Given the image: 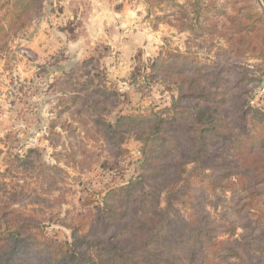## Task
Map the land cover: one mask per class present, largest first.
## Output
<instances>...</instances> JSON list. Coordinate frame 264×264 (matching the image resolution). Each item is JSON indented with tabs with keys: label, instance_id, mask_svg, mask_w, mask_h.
<instances>
[{
	"label": "rangeland",
	"instance_id": "374dc122",
	"mask_svg": "<svg viewBox=\"0 0 264 264\" xmlns=\"http://www.w3.org/2000/svg\"><path fill=\"white\" fill-rule=\"evenodd\" d=\"M14 1L0 0V235L7 232V224L16 226L18 213L27 216L22 226L26 247H33L31 240L49 246V250L44 246L35 250L34 262L25 252L21 264H70L52 242L70 243L76 229L82 234L92 228L88 238L124 235L92 227L101 221L92 220V215L102 207L107 193L142 173L143 145L134 139L133 131L106 127L119 116H135L128 123L134 129L139 123L146 126L154 115L172 119L171 112L160 111L170 108L178 97L173 87L178 71L201 68L191 73L197 79L205 67L216 72V68L243 66L256 78L250 85L249 105L264 111V55L254 56L250 51L260 41L264 51L262 0H248L263 20L262 29L239 34L234 31L238 24L234 8L244 1L151 0L147 4L121 0L126 11L134 14L136 29L123 32L122 40H102L82 57L70 55L64 38L76 28L73 20L66 21L68 14L61 15L68 0H31L32 5L10 27ZM109 2L119 7L120 0ZM37 33L46 36L37 46L44 50H38L35 42L30 45ZM159 56L166 65L158 73L151 72L150 63ZM213 177L192 175L181 183L182 192L176 190L169 200L187 216L193 212V203L220 225L221 208L232 195L210 186ZM165 200L162 193L158 197L161 207ZM235 211L240 208L236 206ZM242 212L226 216L233 231L218 234L219 240L246 235L250 224ZM259 239L263 242L251 243V249L264 243V235ZM102 247L85 253L83 248L79 258L74 249L78 262L74 259L71 264H99ZM234 251L242 254L237 247ZM262 252L249 255L257 256L262 264L264 248ZM249 255L243 262L252 261Z\"/></svg>",
	"mask_w": 264,
	"mask_h": 264
},
{
	"label": "trees",
	"instance_id": "16d2710c",
	"mask_svg": "<svg viewBox=\"0 0 264 264\" xmlns=\"http://www.w3.org/2000/svg\"><path fill=\"white\" fill-rule=\"evenodd\" d=\"M229 1H244L234 8L238 15L235 33L250 32L255 27L262 29L263 20L248 0ZM14 2L10 27L32 5L31 0ZM145 2L148 4L151 0ZM261 38L264 40V34ZM262 45L260 41L250 50L254 56L263 57ZM164 60L160 56L152 60L151 72H160ZM194 69V72H177L180 76L173 87L178 97L171 101L170 108L160 111V114L171 112L172 119L154 115L146 126L139 123L134 129L128 123L135 116H119L114 125L106 127L133 131L134 139L143 145L142 173L125 186L107 193L102 207L92 215V220H101L92 227L116 230L124 235L88 238L92 228L82 234H78L79 229L73 230L70 243L52 242L66 263L71 264L74 259L78 262L74 249L79 251V258L83 254L81 249L85 253L91 247L102 245L104 251L99 253V264H261L256 261L257 256L249 255L261 254L264 248V243L250 248L251 243L261 244L259 237L264 235V111L249 105L250 85L256 78L252 71L240 65L216 68V72L205 67L197 79L191 73H199L201 68L192 66ZM212 173L217 174L213 177ZM194 174L202 175L203 179L213 177L210 186L218 187L221 194L232 195L221 208L220 225L193 203V212L188 217L169 200L176 190L182 192L181 183H187ZM162 193L166 200L161 207L158 197ZM235 197L237 202L231 203ZM236 206L240 211H235ZM235 212H242L245 223L250 224L246 235H240L238 240H219L218 234L233 231L226 216ZM16 218V226L7 224L10 228L4 236L0 235V264H21L26 259L25 252L34 262L37 248L44 246L49 250L44 242L36 240H31L33 247L29 243L26 247L28 240L22 234V226L26 225L27 216L17 213ZM235 247L242 254L234 251ZM47 255L46 252L44 257ZM247 255L253 257L250 263L243 262Z\"/></svg>",
	"mask_w": 264,
	"mask_h": 264
},
{
	"label": "crops",
	"instance_id": "0c3cea01",
	"mask_svg": "<svg viewBox=\"0 0 264 264\" xmlns=\"http://www.w3.org/2000/svg\"><path fill=\"white\" fill-rule=\"evenodd\" d=\"M74 1L77 3H73ZM124 2L120 0L117 4L119 7H113L109 0H68L63 6L61 15L68 14L66 21L73 20L76 25V28L71 31L72 35L68 38L62 34L67 40L70 55L82 57L102 40L106 41L110 38L122 40L123 32L135 30L136 18L130 10L126 11L128 7ZM64 12L66 14H63ZM45 37L44 33L41 35L37 33L30 45L35 42L36 47H39L41 42L46 40ZM52 39L54 41L55 38ZM131 40H133V35ZM38 50H44V46Z\"/></svg>",
	"mask_w": 264,
	"mask_h": 264
}]
</instances>
